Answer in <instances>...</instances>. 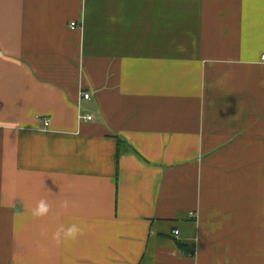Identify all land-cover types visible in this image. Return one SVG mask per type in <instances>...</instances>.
I'll use <instances>...</instances> for the list:
<instances>
[{
  "label": "crops",
  "instance_id": "1",
  "mask_svg": "<svg viewBox=\"0 0 264 264\" xmlns=\"http://www.w3.org/2000/svg\"><path fill=\"white\" fill-rule=\"evenodd\" d=\"M263 56L264 0H0V264H264Z\"/></svg>",
  "mask_w": 264,
  "mask_h": 264
},
{
  "label": "clouds",
  "instance_id": "2",
  "mask_svg": "<svg viewBox=\"0 0 264 264\" xmlns=\"http://www.w3.org/2000/svg\"><path fill=\"white\" fill-rule=\"evenodd\" d=\"M62 208L67 209L71 206V202L67 199L63 200L60 205ZM52 205L48 200L41 198L35 207L32 209V215L34 217H44L51 211ZM82 228L77 224H73L68 227L61 226L53 234L52 239L57 243L66 242L69 240H76L82 235ZM45 234L46 233H42Z\"/></svg>",
  "mask_w": 264,
  "mask_h": 264
},
{
  "label": "built area",
  "instance_id": "3",
  "mask_svg": "<svg viewBox=\"0 0 264 264\" xmlns=\"http://www.w3.org/2000/svg\"><path fill=\"white\" fill-rule=\"evenodd\" d=\"M76 27H78V24L76 22H73L72 23V28H76ZM263 59H264V56H263ZM82 96H83L84 99L91 100L90 93L84 92L82 94ZM84 119H86V120H92L93 119V116L92 115H87V116H84ZM44 124H45V126H48L50 124V119H45L44 120ZM174 234L175 235H179V230H175L174 231Z\"/></svg>",
  "mask_w": 264,
  "mask_h": 264
}]
</instances>
